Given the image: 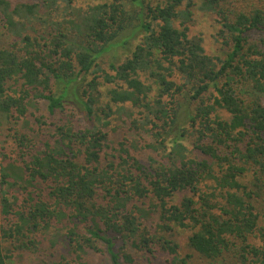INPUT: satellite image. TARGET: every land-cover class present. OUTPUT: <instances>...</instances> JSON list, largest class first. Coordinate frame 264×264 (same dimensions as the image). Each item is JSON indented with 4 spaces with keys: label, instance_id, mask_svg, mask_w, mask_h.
I'll return each instance as SVG.
<instances>
[{
    "label": "trees",
    "instance_id": "16d2710c",
    "mask_svg": "<svg viewBox=\"0 0 264 264\" xmlns=\"http://www.w3.org/2000/svg\"><path fill=\"white\" fill-rule=\"evenodd\" d=\"M75 4L0 0V131L11 125L14 148L0 168V264L39 252L52 228L66 264H94L91 253L109 264H264V0ZM129 5L142 9L143 40L109 74L100 59L137 17ZM197 7L215 14L225 57L192 34ZM101 71L115 83L105 105ZM145 135L160 158L133 153ZM178 228L191 231L185 243Z\"/></svg>",
    "mask_w": 264,
    "mask_h": 264
},
{
    "label": "rangeland",
    "instance_id": "374dc122",
    "mask_svg": "<svg viewBox=\"0 0 264 264\" xmlns=\"http://www.w3.org/2000/svg\"><path fill=\"white\" fill-rule=\"evenodd\" d=\"M14 2L21 1V2H34L36 0H13ZM106 1H112V0H76V7H87L88 5H94L97 3H102ZM156 1V0H152ZM199 5V2H198ZM129 12L133 14H137L138 12H141L142 9H139V7H134L129 5L128 6ZM144 15V14H142ZM141 16L133 17L132 20L129 22L127 28L123 30L119 36L113 41V44L109 46L108 50L104 53L101 61V66L105 70V72L109 74H114V71L112 69L113 65L119 64L126 56H128L131 51L134 49V47L140 43L143 40V33L140 31L139 22ZM144 17V16H143ZM219 24L216 22L215 14L211 12H206L200 10L198 7L195 8V20L194 25H192V34H200L204 38V46L207 50V52L211 55H220L225 57L227 52L230 51V47L225 46L222 43H219L216 38V34L219 30ZM39 31L42 33H45L47 31L46 28L42 27L39 28ZM100 78L99 81L101 82L99 86L100 90V102L99 104H106L108 102V95H107V89L109 86H115V83H108L104 80V72H100ZM144 81L154 86L153 81L150 78H145ZM153 83V84H152ZM40 111L38 114H46L47 116H50L51 113L48 112L47 109V101L40 100L39 101ZM68 105L73 106L72 102H68ZM117 106H114V109H117ZM58 113L56 112V115L54 114L53 118H48V123L51 124V122L55 121V118ZM76 120L81 119L80 122L84 124V121H86V116H84L82 113H76L75 114ZM85 118H84V117ZM119 114H115L114 119L111 117V126H114V128H121L120 122L118 123ZM127 115H123V118H126ZM142 118V117H141ZM34 120V117H33ZM53 120V121H51ZM78 121V120H77ZM188 118L187 114L184 111H181L179 121L176 123L175 126L176 129L180 128V126H184L187 124ZM80 123V124H81ZM81 124V125H82ZM37 126V125H35ZM10 124H5L0 131V168L2 165H7L8 162L11 161L10 157H14V148L11 147L12 143V136ZM53 127V126H51ZM50 127V128H51ZM50 132V131H48ZM174 133V132H173ZM119 134V132H118ZM45 137V136H44ZM191 139V138H190ZM190 139L185 140V143L189 150H191L190 146ZM153 139L149 137L148 135H145V139H140L139 142H137L138 150H132L134 154L137 156H142L145 158V160L149 159L150 156L160 158L159 153L155 150H153L151 147L148 146L149 143H152ZM162 153V152H160ZM4 154H6L7 157H4ZM3 215L0 212V220L2 222ZM7 221H4L3 223H6ZM60 224H57L55 227H58ZM61 229V228H60ZM59 230L57 229H51L48 232H41L39 233V238L41 239L42 243L39 241V252L34 251H25V252H15V257L13 258V264H66L67 259L66 257H69L67 255V252L65 250V245L63 242H61V238L59 236ZM62 232V229H61ZM191 231L189 229H182L178 228L176 231L177 233V241L185 243V238ZM58 234V236H57ZM54 240L55 243H54ZM185 250L187 247H184ZM89 260L94 264H109L107 259L105 260L104 257H102L100 254L91 253L88 255ZM201 259L196 261L194 264H209L207 262L199 263Z\"/></svg>",
    "mask_w": 264,
    "mask_h": 264
}]
</instances>
